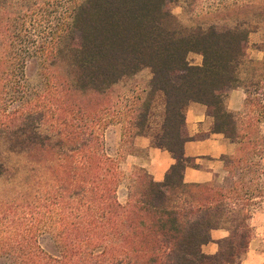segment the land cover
I'll return each mask as SVG.
<instances>
[{
  "label": "trees",
  "instance_id": "trees-1",
  "mask_svg": "<svg viewBox=\"0 0 264 264\" xmlns=\"http://www.w3.org/2000/svg\"><path fill=\"white\" fill-rule=\"evenodd\" d=\"M172 1L0 0V140L34 167L33 225L44 213L57 216L45 236L58 240L59 255L36 244L44 230L33 226L24 264H240L247 253L248 177L264 153V56L242 69L247 30L185 28ZM191 53L199 65L188 61ZM31 61L40 67L36 87L26 78ZM144 68L146 96L118 108L115 86ZM236 89L244 101L234 112L224 100ZM158 93L164 116L155 144L175 163L162 182L137 169L121 204V162L106 148V131L116 121L123 135L147 134ZM190 103L206 106L211 131L235 144L221 157L222 184L183 181V171L196 167L183 152ZM5 171L0 163V176ZM217 229L228 235L207 255L202 247Z\"/></svg>",
  "mask_w": 264,
  "mask_h": 264
},
{
  "label": "rangeland",
  "instance_id": "rangeland-1",
  "mask_svg": "<svg viewBox=\"0 0 264 264\" xmlns=\"http://www.w3.org/2000/svg\"><path fill=\"white\" fill-rule=\"evenodd\" d=\"M178 23L185 28L241 29L249 32L247 51L242 60V69L249 63L262 60L264 56V0H173L169 6ZM179 9V11H177ZM188 61L193 65L201 63V56L191 53ZM150 69L144 68L132 77L124 78L115 86L114 102L118 108L132 105L135 98L146 96L148 92ZM28 83L36 87L40 82L39 64L31 61L26 68ZM164 99L155 95L151 101L149 133L155 134L161 125L163 117ZM125 113V112H124ZM123 113V114H124ZM116 120V119H115ZM119 121V120H117ZM152 130V132H151ZM264 133V125L262 126ZM133 137L123 135V124L109 126L106 131V148L121 162L123 178L118 188V199L125 204L129 194L133 191V174L140 169L134 165L131 155L135 149L132 145ZM259 166L255 167L253 184H248L249 197L253 198L251 208L252 238L240 264H264V153L256 159ZM0 163L6 169L0 176V264H24L25 252L33 243L30 231L35 226L38 239L36 244L47 253L58 256V240L54 236H45L48 222L57 220L56 214H43V219L33 225V218L28 207L29 200L34 193L30 191L35 173L27 156L19 152H12L8 145L0 140ZM40 172V170H39ZM34 173V174H33ZM44 180V179H43ZM217 184H220L217 182ZM55 229V227H54Z\"/></svg>",
  "mask_w": 264,
  "mask_h": 264
},
{
  "label": "crops",
  "instance_id": "crops-1",
  "mask_svg": "<svg viewBox=\"0 0 264 264\" xmlns=\"http://www.w3.org/2000/svg\"><path fill=\"white\" fill-rule=\"evenodd\" d=\"M151 77L149 78L150 81ZM163 98L161 93H158ZM157 94V95H158ZM225 105L230 111H240L243 107L244 93L240 89L231 90L225 96ZM164 116V105H163ZM185 129L189 140L183 145L186 158L193 159L196 167H187L183 171V181L187 184H222L227 177L222 156H232L236 147L222 134L211 131L213 119L206 106L190 103L184 109ZM163 117L161 118V125ZM155 134L135 136L132 145L135 149L131 155L134 165L145 170L155 182H162L169 168L175 163L173 155L165 149L158 147L154 136L160 133V128ZM152 132V130H151ZM224 229L211 231L212 242L202 247L203 253L213 255L217 252L216 241L227 237Z\"/></svg>",
  "mask_w": 264,
  "mask_h": 264
},
{
  "label": "clouds",
  "instance_id": "clouds-1",
  "mask_svg": "<svg viewBox=\"0 0 264 264\" xmlns=\"http://www.w3.org/2000/svg\"><path fill=\"white\" fill-rule=\"evenodd\" d=\"M177 11H179V9H177Z\"/></svg>",
  "mask_w": 264,
  "mask_h": 264
}]
</instances>
